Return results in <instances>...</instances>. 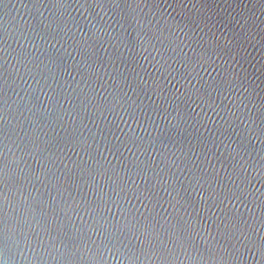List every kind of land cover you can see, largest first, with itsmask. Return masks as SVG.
Listing matches in <instances>:
<instances>
[{
	"label": "water",
	"instance_id": "water-1",
	"mask_svg": "<svg viewBox=\"0 0 264 264\" xmlns=\"http://www.w3.org/2000/svg\"><path fill=\"white\" fill-rule=\"evenodd\" d=\"M0 264H264V0H0Z\"/></svg>",
	"mask_w": 264,
	"mask_h": 264
}]
</instances>
